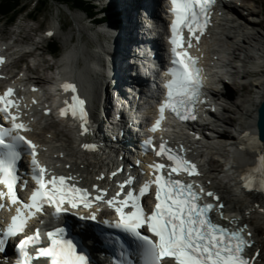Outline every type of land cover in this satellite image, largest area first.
Instances as JSON below:
<instances>
[{"label": "snow or ice", "instance_id": "snow-or-ice-1", "mask_svg": "<svg viewBox=\"0 0 264 264\" xmlns=\"http://www.w3.org/2000/svg\"><path fill=\"white\" fill-rule=\"evenodd\" d=\"M215 3L216 0H171L174 16L170 38L173 66L165 85L166 100L159 107V116L149 129L150 132L155 133L160 129L166 110L181 121L196 119L195 105L202 102V70L197 66V58L186 48H193V41L199 43L210 23ZM184 30H187V39L183 35ZM47 35L52 36L53 33ZM3 63V58H0V64ZM61 88L64 93H71V98L63 101L60 116H70L72 119L79 117L81 135L86 134L89 130L85 100L78 94L76 84L65 82ZM32 90L37 91L35 88ZM14 97L12 88L0 95V186H3L0 188V210L15 208V215L7 228L0 229V252L5 250L9 238L24 234L29 220L43 213L46 206L54 208L53 215L58 218L65 211L62 207L65 204L72 208L83 206L89 210L94 205L99 210V205L105 204L118 219L115 222L104 221V225L123 233L130 242L119 236L107 239L108 246L116 254L114 264H167L169 261L171 264H254L260 254L256 252L251 257L246 255V250L252 247L247 224L237 226L238 221L230 220V226L226 227L219 222L226 219L223 212L225 204L216 192L190 179L201 173L197 165L186 157L187 150L183 145L173 148L162 140L156 147L152 139L146 140V151L156 157L166 158L169 163L149 164L148 175L151 178L145 180L138 190L132 187L135 178L131 176L117 185L118 190L113 195L97 185L80 187L74 176L55 174L41 164L37 145L23 135L32 129L20 121L21 105ZM13 109L16 110L15 114ZM45 114L49 113L46 111ZM4 122L10 126H3ZM245 139L248 141L247 148L258 155L257 165L242 173L241 187L246 191L264 192V143L247 134ZM21 146L31 157L30 179L35 185L27 202L18 196V186L21 189L28 186L27 180L20 183ZM81 147L86 151H95L97 146L84 143ZM117 174L113 172L111 175L115 177ZM184 175L189 179L177 178ZM97 179L102 180L104 177L98 176ZM153 187L154 206L149 212L141 201ZM79 219L95 221L96 212L90 211L88 216ZM46 236L47 246H40L38 229L34 234L20 239L16 264H33V261L42 258L48 264H89L87 256L78 253L77 245L65 239L64 228L49 231ZM30 247L35 248V253L29 252Z\"/></svg>", "mask_w": 264, "mask_h": 264}, {"label": "bare ground", "instance_id": "bare-ground-1", "mask_svg": "<svg viewBox=\"0 0 264 264\" xmlns=\"http://www.w3.org/2000/svg\"><path fill=\"white\" fill-rule=\"evenodd\" d=\"M142 1L143 0H105V3L108 4L111 10L117 15L116 18L120 24L112 20L99 24L93 21V19H90L91 30L89 36L84 27L78 26L76 28L79 36L77 41L75 37H72L73 35L65 36L64 33H62V36H60V32L65 30L68 24H65L63 21L60 22L58 18L50 22V32L58 34L63 39L62 41L64 44L67 45L69 43L65 51H58V69L56 71L52 70V72L48 69L47 60L43 59L42 54L46 51L43 52L42 50L36 52L35 56L28 61L27 65L22 70H17L9 66L8 63L10 58L8 57L12 56L13 58L16 55L14 62L18 63L20 60L18 57L22 52L19 48L11 46V40L14 38L11 36L10 39H7L6 35H8V33L4 30H0V58L4 60V63L0 64V86H3L6 82L11 80L12 84L19 86L20 92L23 94L22 97L25 107L22 112L26 116L25 118L29 116L35 130L40 126H44V128H53V131H48L51 136L48 137V135H45L48 138L45 137L47 139H45V142L42 144L46 150L52 152V162L55 166H59L65 171L72 172L71 175L76 178V181H78L79 184H85L87 188H91L92 185L104 186L109 183L107 177L108 172L106 173L105 170L112 164V160L109 158L107 159V157L103 159L94 155L92 156L91 152L81 147L82 144L89 143V140H87L86 134L81 135L79 117L75 119H72L70 116L62 117L64 121L59 119V117H61L59 110L64 107L63 101L65 99L70 100L71 98V93H64L61 85L65 82L76 84L78 94L83 99L87 97L86 101H88L90 97L97 96L96 86H99L101 82L98 75H100L102 66L107 65L106 63L110 61L115 62L118 66L122 63V57H129L127 52L129 50L128 45L133 43L131 36L133 37L135 35L134 29L142 27L141 25L140 27L137 25L139 20L136 19V17H138L136 14H141ZM145 1L151 6H153L154 1L156 3V0ZM100 3L103 4V2ZM236 4L247 11L246 16L248 17L239 16L240 12ZM236 4L226 3L225 8L228 9L230 14L233 13L234 15L224 14L225 17L223 16L220 18V25L217 26L218 28L216 27L218 30L217 38L214 39L212 44L210 43L214 51L206 52L207 55H211L218 60V74L214 76V80L210 85L214 96H221L226 99L231 98V93L234 89L244 90L247 93V87L250 86L252 88L251 94L248 95V97L246 95L249 107L244 106L243 109L248 121V123H244V126L246 128V124L248 125V135H250V137L263 143L264 140L260 133V109H262L264 105V3H261L260 0H236ZM108 6L104 4V7L109 9L107 10L109 14L111 10ZM258 15H260V17L257 18L256 16ZM79 16L82 17L83 15L79 14ZM8 23V26H11L13 24L16 25L17 22L11 20ZM255 26H259L260 29L257 30ZM17 29L19 35L16 40L21 42L26 40L28 41L25 43L26 45L34 44L32 34L30 33L33 28L28 27V25L23 26L22 24H18ZM147 31H149V28ZM99 32L109 36V40L112 43L111 47H106L104 44L105 36H100ZM34 33L40 34L37 28H34ZM159 34H161L160 31ZM126 35L129 37H126ZM39 36H41V34ZM158 41L162 43L161 40ZM199 43H202L201 39ZM43 44H45V48L51 47L50 43L38 40V45L43 46ZM198 46L197 48H199ZM156 53H158L160 57L161 53L157 52V50ZM37 60L38 63H35L34 61ZM30 61H33L34 64L30 63ZM155 64L158 68L159 64ZM42 71L45 72L41 73ZM161 72V70L158 71L154 76L158 77ZM54 73L57 74L55 75ZM137 75H140V73ZM122 77H127V75L124 73ZM103 78V85L106 86V91L104 90L103 92L102 90L101 92L104 96V94L108 95L110 77L103 74ZM226 79L227 81L229 80L228 83H230L232 87L229 92L228 90H222L223 87L220 85L225 83ZM125 82L126 80L122 79V84ZM33 88L37 89V91H33ZM50 90L54 91L55 94L52 97V101L49 102L47 96L51 94ZM151 93L153 94V91H151ZM44 97L47 98L44 99ZM33 100H35L36 103H32ZM238 105L239 108L242 109L241 103H238ZM152 106L154 107L153 104ZM45 110H51L48 116L44 115ZM146 112L147 116L150 118L153 117L152 110L149 109L146 110ZM227 116L228 120H225L224 123L229 131L223 135L224 139H222V145L224 149H228L233 154L234 159H236L231 161L232 164L233 162H235V165L244 164L246 163V157H240L236 148L237 146L226 141L229 138L233 139L237 137V131H239L238 125L235 126L234 124L232 115L228 114ZM229 118H231V120H229ZM72 124H75L73 130L70 128ZM173 130L176 134V139L174 140L175 145L180 146L179 144L184 143L182 145L184 149H187L188 155L201 162L202 159H204L206 150L203 142L199 139L193 141L188 136H184L181 128H174ZM137 150L139 149L137 148ZM61 153L63 155H61ZM251 162L257 165V157H252ZM141 168L143 169V167ZM98 176H103L104 179H97ZM213 182L214 186L217 187L216 181L213 180ZM111 188H113L112 185H109V195H113L114 193V190ZM239 188L242 189V196L240 198L244 206H246L253 199V191L249 196L248 191L244 190L241 186ZM232 202L231 200L229 204ZM225 206L224 210H227L228 205ZM257 212L259 214V212L262 213L264 211L257 210ZM53 218L54 216H52L51 220ZM254 221L258 231H260L259 233L264 235V215H258V217H255ZM41 229L42 226L40 230ZM252 237L256 240L254 243L255 245H261L255 233ZM128 243L130 244L129 241ZM247 252L250 253V257L256 252L261 253L259 259H262L261 261L264 263V252L262 250L259 249L256 251V249L253 248ZM11 254L13 255V253ZM259 259L256 257V261ZM256 261L254 264H261L260 261Z\"/></svg>", "mask_w": 264, "mask_h": 264}, {"label": "rangeland", "instance_id": "rangeland-1", "mask_svg": "<svg viewBox=\"0 0 264 264\" xmlns=\"http://www.w3.org/2000/svg\"><path fill=\"white\" fill-rule=\"evenodd\" d=\"M261 3L263 2L264 3V0H260ZM71 4L69 3L68 5H65V4H62L61 2H56V1H53V0H49V2L46 4V7H48V11H46L45 14H41L42 17H38L37 18V21H32L31 19H26V13H21L19 15V19L17 20V23L16 25L13 24L11 26H8V18L7 17H4V18H0V30H4L8 33V35H6L7 37H10L11 36V32L12 31H18L17 29V25L18 24H22L23 26L24 25H28V27H31L33 28V30L30 32L32 34V37H33V40L34 39H40L39 35L38 34H35L34 33V28H37L38 26L42 25V23H45L44 25V29L46 28V26H50V22L52 21V19H56L58 18V20L61 22L63 21L65 24H68L65 28V30H63L62 32H60V36H62V33H64L65 36H70V35H73L72 37H75L76 41L77 39H79V36H78V32L76 31V28L78 26H81V27H84L85 28V31H87L88 33V36H89V32H90V26L89 24H84L81 20V17L79 16V11L78 10H71V9H68V6H70ZM239 12H240V16H246V10L242 9L241 7L238 9ZM263 11H264V8H263ZM79 13V14H78ZM244 13V14H243ZM248 17V16H246ZM257 18L260 17V15L256 16ZM51 19V20H50ZM256 29H260L259 26H255ZM55 41H58L60 44H62V38L59 37L57 39H53ZM46 42H49V41H46ZM45 44H43L42 46V51L44 52L45 51ZM264 49V48H263ZM46 53H43L42 55H44V59L47 60V65L51 68V64L52 62L50 61V58H49V55H45ZM239 64V63H238ZM48 67V68H49ZM41 73H44L43 71ZM221 86L223 87L222 90L224 91H231V85L230 83H228V81H225V83L221 84ZM252 88L250 86L247 87V93L244 91V90H236V89H232L233 92L231 93V98L228 99V100H231V101H234V102H241L242 100L245 102L247 101L246 100V95L248 97V95L251 94ZM236 107V106H235Z\"/></svg>", "mask_w": 264, "mask_h": 264}, {"label": "trees", "instance_id": "trees-1", "mask_svg": "<svg viewBox=\"0 0 264 264\" xmlns=\"http://www.w3.org/2000/svg\"><path fill=\"white\" fill-rule=\"evenodd\" d=\"M21 4L22 0H0V17L8 15L10 20H15L19 14V5ZM51 46L55 51L59 49L57 42H52Z\"/></svg>", "mask_w": 264, "mask_h": 264}, {"label": "water", "instance_id": "water-1", "mask_svg": "<svg viewBox=\"0 0 264 264\" xmlns=\"http://www.w3.org/2000/svg\"><path fill=\"white\" fill-rule=\"evenodd\" d=\"M260 113H261V118H260V126H261V135L262 138L264 139V105L262 107V109H260Z\"/></svg>", "mask_w": 264, "mask_h": 264}]
</instances>
